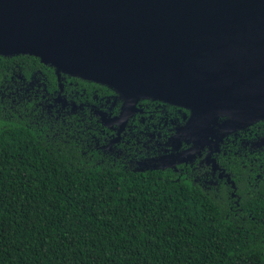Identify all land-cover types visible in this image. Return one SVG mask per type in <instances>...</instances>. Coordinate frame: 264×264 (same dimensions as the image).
Listing matches in <instances>:
<instances>
[{"label":"trees","instance_id":"16d2710c","mask_svg":"<svg viewBox=\"0 0 264 264\" xmlns=\"http://www.w3.org/2000/svg\"><path fill=\"white\" fill-rule=\"evenodd\" d=\"M26 58L41 62L0 55V264H264V118L232 132L221 129L230 117L217 119L215 156L231 185L203 188L155 158L139 164L145 149L100 147L108 141L89 113L59 101L40 114L33 97L3 83L12 61ZM46 66L120 116L125 101L114 89ZM145 104L174 128L192 115L157 99L141 98L137 109Z\"/></svg>","mask_w":264,"mask_h":264},{"label":"water","instance_id":"95a60500","mask_svg":"<svg viewBox=\"0 0 264 264\" xmlns=\"http://www.w3.org/2000/svg\"><path fill=\"white\" fill-rule=\"evenodd\" d=\"M192 110L196 144L264 118V0H0V55ZM105 120V119H104ZM264 144V140L262 141Z\"/></svg>","mask_w":264,"mask_h":264},{"label":"flooded vegetation","instance_id":"af4514ba","mask_svg":"<svg viewBox=\"0 0 264 264\" xmlns=\"http://www.w3.org/2000/svg\"><path fill=\"white\" fill-rule=\"evenodd\" d=\"M12 64L14 65L6 73L3 83H6V88H11L15 93L22 92L24 98L25 96L28 99L33 97L38 106H42L40 114L49 113V110L58 111L55 107L60 101L62 106L73 112L89 113L95 117L108 144L100 146L101 136L94 134V138L98 142L97 145L104 149H117L127 153L125 145L131 144L135 151L145 149L143 161L137 160L139 164H146L144 160L147 158H155V162L159 161L170 167L169 170L174 172L181 181H190L193 185L203 188L210 185L216 186L219 183L231 185L227 170L219 165L215 156L221 142L219 138H216L217 136L208 143L196 144L187 132L181 131L185 125L174 128L176 122L170 123L158 107L153 109L148 104L143 105L142 110H136L133 115L138 114L140 118L134 119L130 127H128L129 120L124 128L118 123L106 124L105 121H112L119 117V115L116 116L115 104H109V100H105L96 92H92L90 97L85 87L79 89L77 85L76 89H71L72 82L63 86L54 70L32 58L15 59ZM72 95L77 104L71 100ZM147 115L150 117L147 118ZM142 132H148L154 140L145 143L147 135ZM257 176L260 177V175ZM229 193L235 197L234 192L229 191Z\"/></svg>","mask_w":264,"mask_h":264}]
</instances>
